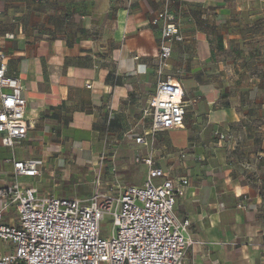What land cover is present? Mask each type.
<instances>
[{
	"label": "crops",
	"instance_id": "1",
	"mask_svg": "<svg viewBox=\"0 0 264 264\" xmlns=\"http://www.w3.org/2000/svg\"><path fill=\"white\" fill-rule=\"evenodd\" d=\"M166 4L0 0V52L7 75L21 81L30 125L13 149L0 138V187L14 182L12 160L42 171L21 183L62 198L89 199L98 173L135 185L126 172L133 182L144 168L146 178L134 158L150 149L135 137L150 127L144 109L158 83L162 29L150 22ZM169 10L181 19L183 41L166 74L180 78L192 115L183 128L157 133L153 153L171 178L189 181L175 205L199 242L186 264H264V0H173ZM217 131L232 140L219 143ZM61 165L89 185L62 188L54 181ZM3 221L17 222L14 208ZM11 253L0 240V257Z\"/></svg>",
	"mask_w": 264,
	"mask_h": 264
},
{
	"label": "built area",
	"instance_id": "2",
	"mask_svg": "<svg viewBox=\"0 0 264 264\" xmlns=\"http://www.w3.org/2000/svg\"><path fill=\"white\" fill-rule=\"evenodd\" d=\"M125 1L130 10L133 0ZM171 1L150 22L162 29L158 83L144 109L150 127L135 137L137 145L150 149L147 157L134 158L136 165L148 169L143 184L122 185L117 177L104 182L98 173L89 199L43 195L19 181L41 177L35 162L8 161L14 182L0 187V240L9 243L13 253L0 257V264H186L188 252L199 242L190 237V222L179 219L175 205L189 181L171 178L156 165L153 153L156 134L183 128L187 116L180 78L166 74L174 44L183 41L181 19L169 10ZM7 61L0 52V138L4 147L13 149L27 138L30 125L21 81L7 75ZM215 137L222 143L233 136L217 131ZM10 208L17 213L12 225L3 221ZM106 218L113 223L109 237L102 228Z\"/></svg>",
	"mask_w": 264,
	"mask_h": 264
},
{
	"label": "rangeland",
	"instance_id": "3",
	"mask_svg": "<svg viewBox=\"0 0 264 264\" xmlns=\"http://www.w3.org/2000/svg\"><path fill=\"white\" fill-rule=\"evenodd\" d=\"M241 25H243V23H241ZM246 22L245 24L243 25V28H246ZM231 28V24L230 22L228 23V29ZM179 76L178 74H174L173 73V76ZM183 78V77H182ZM181 78V79H182ZM188 114H187V117H186V124H188L190 121H191V111H192V108H188ZM133 156V155H132ZM76 168L78 167L79 169H82L84 168L83 165H80V164H76L75 166ZM64 168L67 170L66 172L63 171ZM56 170H58V173H57V177L54 178V181H58L60 186L62 188H69L71 189V187L73 188L74 186H76V189L79 187H81V185H89V182L91 181V178L90 177H86L84 174H82L81 172L80 173H77V172H71L70 171V166H64V165H61L59 168H57ZM62 170V171H61ZM140 170V168H139ZM136 171V178L133 182H128V179L132 177V174L134 173L133 170H131V168L129 169V171L126 172V178L125 180H127V183H131V184H135L137 186H141L145 180V169L144 168H141V171H138V170H135ZM126 182V181H125ZM102 228H103V234L105 237H109L111 235V232L113 230V223L110 219L106 218L103 222H102Z\"/></svg>",
	"mask_w": 264,
	"mask_h": 264
}]
</instances>
